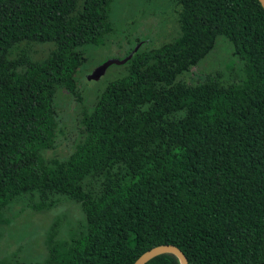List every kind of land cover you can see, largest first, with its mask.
I'll use <instances>...</instances> for the list:
<instances>
[{"label":"trees","instance_id":"1","mask_svg":"<svg viewBox=\"0 0 264 264\" xmlns=\"http://www.w3.org/2000/svg\"><path fill=\"white\" fill-rule=\"evenodd\" d=\"M111 2L0 0V223L12 203L49 209L67 195L85 224L47 264H133L163 243L188 264H264L263 7L168 0L172 37L141 44L87 106L85 48L109 33ZM218 36L227 56L203 69ZM60 92L81 105L79 132L69 153L47 156Z\"/></svg>","mask_w":264,"mask_h":264},{"label":"rangeland","instance_id":"2","mask_svg":"<svg viewBox=\"0 0 264 264\" xmlns=\"http://www.w3.org/2000/svg\"><path fill=\"white\" fill-rule=\"evenodd\" d=\"M109 20L111 29L103 41L85 48L88 59L79 80L83 89L82 99L87 106L92 105L97 89H102L125 70L124 63L111 64L98 80L87 79L86 75L96 66L110 58H124L125 53L138 44L158 46L168 41L176 31L173 30L174 18L168 0H112ZM137 38L140 39L138 43ZM225 41L224 37H217L216 47L203 62V69L222 66L227 56ZM49 45L51 43L33 46V57L44 56L51 47ZM80 107L68 93L58 94L56 108L61 132L56 148L47 150V156H63L71 151L79 132ZM55 196L60 202L49 209H37L27 199L9 205L4 213L7 223H0V264H47L51 248L54 245L57 249L62 248L65 241L82 229L85 216L78 203L67 195Z\"/></svg>","mask_w":264,"mask_h":264},{"label":"water","instance_id":"3","mask_svg":"<svg viewBox=\"0 0 264 264\" xmlns=\"http://www.w3.org/2000/svg\"><path fill=\"white\" fill-rule=\"evenodd\" d=\"M258 1L264 9V0ZM139 45L140 44H138L126 57L122 59L110 58L101 63L100 65L96 66L89 74L86 75L87 79L96 81L105 73L107 67L111 64L125 63L132 57L133 53L138 49ZM163 253H173L179 258L181 264H188L187 257L182 252V250L175 244L171 243H163L151 247L150 249L144 251L141 255H139L137 259L133 262V264H146L152 258Z\"/></svg>","mask_w":264,"mask_h":264}]
</instances>
